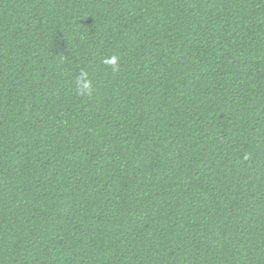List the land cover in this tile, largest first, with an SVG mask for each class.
Wrapping results in <instances>:
<instances>
[{"label": "trees", "instance_id": "obj_1", "mask_svg": "<svg viewBox=\"0 0 264 264\" xmlns=\"http://www.w3.org/2000/svg\"><path fill=\"white\" fill-rule=\"evenodd\" d=\"M0 264H264V0H0Z\"/></svg>", "mask_w": 264, "mask_h": 264}, {"label": "clouds", "instance_id": "obj_2", "mask_svg": "<svg viewBox=\"0 0 264 264\" xmlns=\"http://www.w3.org/2000/svg\"><path fill=\"white\" fill-rule=\"evenodd\" d=\"M104 63L111 66L113 71L118 70V58L116 56L105 58ZM76 91L79 95L91 94V80L87 72H80L76 77Z\"/></svg>", "mask_w": 264, "mask_h": 264}]
</instances>
